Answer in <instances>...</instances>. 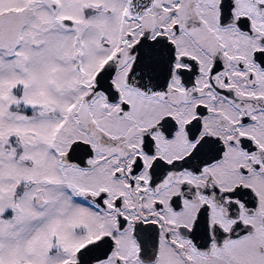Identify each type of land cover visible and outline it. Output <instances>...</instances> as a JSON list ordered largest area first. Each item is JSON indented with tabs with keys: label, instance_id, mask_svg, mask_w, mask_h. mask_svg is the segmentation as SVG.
<instances>
[{
	"label": "snow or ice",
	"instance_id": "obj_1",
	"mask_svg": "<svg viewBox=\"0 0 264 264\" xmlns=\"http://www.w3.org/2000/svg\"><path fill=\"white\" fill-rule=\"evenodd\" d=\"M0 264H264V0H0Z\"/></svg>",
	"mask_w": 264,
	"mask_h": 264
}]
</instances>
